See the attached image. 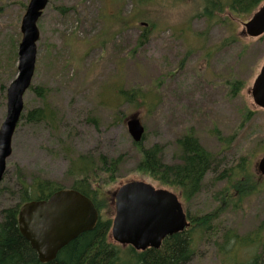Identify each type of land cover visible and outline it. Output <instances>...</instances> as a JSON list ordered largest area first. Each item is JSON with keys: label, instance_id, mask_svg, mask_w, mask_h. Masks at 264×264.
<instances>
[{"label": "rangeland", "instance_id": "1", "mask_svg": "<svg viewBox=\"0 0 264 264\" xmlns=\"http://www.w3.org/2000/svg\"><path fill=\"white\" fill-rule=\"evenodd\" d=\"M29 2L0 0V128L7 114V89L17 76L18 57L14 58ZM194 4L193 0H145L147 17L131 20L140 13L138 0H49L37 23L40 37L33 85L48 90L56 121L48 126H18L6 181L15 186L20 173L27 180L49 178L70 189L74 180L70 170L79 155L96 163L102 155H122L117 183L106 191L114 200L122 185L148 182L136 172L140 155L127 128L134 115L145 127L144 147H164L167 163L177 161V139L193 132L209 152L222 153L227 165L245 156L257 171L263 154L253 150L264 134V110L255 105L251 90L264 64V36L247 37L244 24L250 17L229 10L214 19L195 17ZM144 28L149 30L148 41L137 48ZM233 36L237 42L227 43ZM235 79L244 84L237 94L230 88ZM121 89H140L144 106L138 109L123 102ZM24 104L26 112L40 102L28 90ZM246 110L253 112L248 122L243 118ZM217 131L224 138L234 137L227 150ZM223 185L207 177L189 205L182 201L184 209L201 213L212 209V194ZM11 202L0 197V207ZM110 214L114 218L115 203ZM263 221L264 192H259L219 218L215 237L197 238V255L190 264H231L235 258L245 263L256 255L263 256L264 264V231L256 243L246 242L256 239ZM229 230L241 240H233L225 252L219 247ZM125 254L122 260L127 262Z\"/></svg>", "mask_w": 264, "mask_h": 264}, {"label": "trees", "instance_id": "2", "mask_svg": "<svg viewBox=\"0 0 264 264\" xmlns=\"http://www.w3.org/2000/svg\"><path fill=\"white\" fill-rule=\"evenodd\" d=\"M186 1V0H179ZM195 2V17L214 19L217 14L229 10L232 14L240 17H252V15L264 3V0H193ZM140 13L131 19L141 20L147 17L145 11V0H138ZM154 27V24H150ZM149 30L144 28L138 39L137 48L142 47L148 41ZM263 38V37H262ZM260 38V39H262ZM238 38L233 36L230 42H237ZM15 55L14 60H16ZM17 73L15 68L14 74ZM233 94L239 93L244 88L242 81L233 80L231 83ZM32 91L39 106L23 112L19 125H54L57 113L48 103V90L34 87ZM123 102L133 105L135 108L144 106L143 95L140 89L132 91L120 90ZM27 108V106H26ZM253 114L246 110L243 115L244 122H248ZM245 128L244 125L241 129ZM250 133L247 132L246 135ZM216 135L224 145V150L229 148L234 137L224 138L217 131ZM134 143L138 150L140 161L136 167L139 176L157 186L168 187L175 190L181 201L189 205L200 193L207 177L212 178L213 184L224 183L223 187L212 194V211L186 210L191 226L184 232L168 237L160 249H148L138 252L132 247H121L114 243L111 230L113 224L112 207L114 200L108 196L107 187L117 183V172L122 165L124 157L108 158L102 155L96 161L92 157L79 155L73 163L71 176H74L70 189L76 190L89 198L100 213L96 227L89 232L80 235L69 245L63 248L56 259L48 264H190L196 257V241L201 235L215 237L219 226L215 223L229 210H238L244 200L264 192V179L251 167L249 160L243 156L233 165H227L222 153L213 154L209 152L189 132L187 135L177 139L176 146L177 161L165 162L163 158L164 147L154 145L145 148L143 143ZM259 150L264 156V134L255 145V151ZM252 153V154H253ZM6 177V175H5ZM4 180L0 186V197L7 196L10 204L0 207V264H44L40 262L36 251L21 234L18 224L20 209L23 205L33 201H46L54 193L65 189L56 180L33 177L27 180L19 176L14 182L15 186ZM216 186V185H215ZM210 211V212H209ZM108 215V217L106 216ZM264 231V221L258 227L256 239H248V244H254ZM208 236V237H209ZM233 240L238 242L241 238L232 230L225 235V241L220 245V250L227 252L228 246ZM126 249L124 251L123 249ZM127 255V262L122 260V253ZM262 255H256L245 263L232 260L231 264H261ZM229 260V259H228Z\"/></svg>", "mask_w": 264, "mask_h": 264}, {"label": "water", "instance_id": "3", "mask_svg": "<svg viewBox=\"0 0 264 264\" xmlns=\"http://www.w3.org/2000/svg\"><path fill=\"white\" fill-rule=\"evenodd\" d=\"M49 0H30L22 19V40L18 50V74L7 90V114L0 128V185L12 155V140L24 111V95L36 70L37 23ZM250 38L264 35V4L245 23ZM251 94L257 107L264 110V64L254 81ZM135 143H141L145 128L138 116L127 121ZM264 178V156L257 165ZM93 202L72 189L54 193L46 201H33L21 207L18 224L21 234L36 251L40 262L48 264L80 235L92 231L99 220ZM191 226L178 196L144 181H131L115 193V217L111 235L115 243L131 246L138 252L160 249L163 242Z\"/></svg>", "mask_w": 264, "mask_h": 264}]
</instances>
